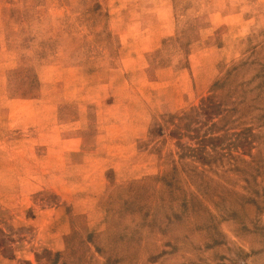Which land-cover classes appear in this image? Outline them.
Listing matches in <instances>:
<instances>
[{
  "label": "rangeland",
  "instance_id": "rangeland-1",
  "mask_svg": "<svg viewBox=\"0 0 264 264\" xmlns=\"http://www.w3.org/2000/svg\"><path fill=\"white\" fill-rule=\"evenodd\" d=\"M0 264H264V0H0Z\"/></svg>",
  "mask_w": 264,
  "mask_h": 264
}]
</instances>
